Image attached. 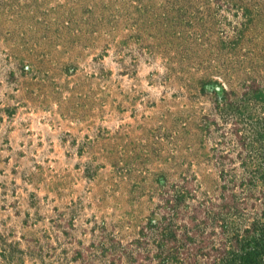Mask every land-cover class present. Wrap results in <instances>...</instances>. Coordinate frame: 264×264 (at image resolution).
<instances>
[{"label": "rangeland", "instance_id": "obj_1", "mask_svg": "<svg viewBox=\"0 0 264 264\" xmlns=\"http://www.w3.org/2000/svg\"><path fill=\"white\" fill-rule=\"evenodd\" d=\"M179 193L264 222V0H0V264H185Z\"/></svg>", "mask_w": 264, "mask_h": 264}, {"label": "trees", "instance_id": "obj_2", "mask_svg": "<svg viewBox=\"0 0 264 264\" xmlns=\"http://www.w3.org/2000/svg\"><path fill=\"white\" fill-rule=\"evenodd\" d=\"M181 197V193L176 194V196H168L164 204H162L164 210L163 219L165 221L151 224L154 229L162 228L159 235L163 243L174 242L173 245H170L172 246L170 249H173L170 251H174L173 253H175L177 259H181L185 264H198V259L203 254L209 259L206 264H215L218 261L223 264H264V222L255 221L252 226L244 229L245 237L239 232H235L232 236L222 239L221 243L217 245L213 237L217 232L215 230L205 232L200 226V223L208 222L209 220L208 216L203 213L205 209L201 207L202 202H200L192 216L189 217L193 233L190 232V227H187L185 222L177 223L176 221H171L188 216V206L185 210L184 207H182L183 210L180 208V205L184 202ZM245 204L248 205L249 202H245ZM222 207L226 208L227 211H231L233 207L238 211L243 210L239 201H236L234 194L226 196ZM195 219H198L197 222H195ZM226 228L227 225L221 223V229L224 231ZM256 230L259 231H257L258 237L256 236L255 240L246 239L251 234H255ZM196 236L201 237L196 238ZM163 243L161 244L162 250H164ZM160 255L157 253V257H160ZM145 258L150 261L153 260L150 254H147Z\"/></svg>", "mask_w": 264, "mask_h": 264}]
</instances>
